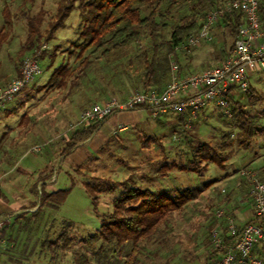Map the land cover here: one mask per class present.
I'll use <instances>...</instances> for the list:
<instances>
[{
  "label": "rangeland",
  "instance_id": "rangeland-1",
  "mask_svg": "<svg viewBox=\"0 0 264 264\" xmlns=\"http://www.w3.org/2000/svg\"><path fill=\"white\" fill-rule=\"evenodd\" d=\"M58 4L59 0H0V28L3 26L2 8H7L11 22V28L0 40L1 84L14 78L23 58L30 55H18L27 33L26 18L41 14L43 30ZM187 7L173 9L169 15L173 19L168 23L175 24L187 13ZM78 23L79 13L74 9L52 39L40 45H45L44 56L38 61L41 74L35 76L0 112V141L4 137L1 136L3 125L13 127L10 133L11 165L16 160L15 167L19 166L18 158L23 161L39 159L44 163V156L49 163L52 162L57 177L54 186L68 189L59 206L42 207L41 217L37 219L41 220L40 224L29 225L28 220L20 219L17 230H12L9 237L13 244L21 237L19 241L25 246L21 245V252H14V256L23 264H72L71 253L82 252L92 262L123 264L129 258V244L105 245L101 250L100 242L84 244L79 241L99 228L102 219L112 210V199L123 187L133 184L154 192L198 189L194 191L196 196L192 201L172 212L168 220L160 223L150 240L141 243L134 264H204L213 248L212 230L221 231V226L226 225V219L216 217L215 212L221 209L224 215L233 218L231 207L236 195L245 207L251 203L238 170H254L264 182V70L247 69L251 90L238 92L232 97L237 104H230L232 116L229 118L210 105L184 127V121L180 122L177 115L153 118L143 110L139 123L112 133L98 146L87 140L77 155L79 162L68 160L66 164L63 161L68 157L65 142L71 132L80 127L77 122L81 111L90 103L101 102L100 99H119L127 91L141 89L140 83L133 80L136 67L128 71L126 66L129 57L135 65L140 64L139 59L135 60L137 47L123 50L124 57H121V50H116L108 61L99 60L87 71L86 78L69 90L45 86L57 65L76 66L80 49L75 44L80 42L76 40ZM168 37L169 31L164 33V38ZM148 42V39L143 40L141 47L146 48ZM232 43L229 31L215 25L211 41L200 42L190 53L178 52L182 72L188 75L218 65ZM87 53L88 50L84 55ZM237 107L251 122V135L239 128L240 119L234 117ZM201 144L211 146L225 158L224 169L209 163L207 170L200 175L187 169L180 170V167L191 166L188 161L193 159V152ZM33 146H39V151H33ZM162 165L169 169L161 171L164 176H159L160 172L156 171ZM17 171L18 168L12 172ZM50 173L54 174L53 170ZM98 181L110 183L115 190L100 194L95 206L83 183ZM207 182L211 184L204 186ZM68 238L73 242L69 248L63 249L62 244ZM53 240L56 245L50 244ZM254 255L262 256L257 251Z\"/></svg>",
  "mask_w": 264,
  "mask_h": 264
},
{
  "label": "trees",
  "instance_id": "trees-1",
  "mask_svg": "<svg viewBox=\"0 0 264 264\" xmlns=\"http://www.w3.org/2000/svg\"><path fill=\"white\" fill-rule=\"evenodd\" d=\"M230 0H59L56 11L47 26L42 30L41 24L43 16L41 14L26 18L27 33L25 41L18 51L21 57L27 53L34 55L41 44L52 39V35L64 26L65 19L72 10L79 13V23L77 24L78 36L76 47H80L76 55L77 64L70 68L66 65H57L53 68L45 86L48 88L70 89L77 85L82 78H86L87 71L99 60L108 61L116 50H123L129 47H137L135 60L139 59L140 64L135 65L132 58H128L126 66L128 71L134 66L136 73L133 75L134 83H140L141 89L151 88L162 89L169 79V64L175 60L179 66V74L185 75L179 63L178 52L190 53L195 47L187 50L177 49L188 36L198 32L205 16L212 10L222 7ZM77 2V4H76ZM188 6V7H187ZM187 7V13L183 15L175 24H169L168 20L173 18L169 15L173 9ZM3 26L0 28V40L5 37V32L11 28L10 13L7 8H2ZM259 15L264 25L263 0H260ZM242 23V16L239 11L226 13L216 22L215 25L225 27L233 40L237 30ZM169 31V37L164 38V33ZM148 39V46L142 48L143 40ZM233 44V43H232ZM232 47V45H231ZM225 54L223 59L229 54ZM88 53L84 55V52ZM124 57L126 53H122ZM44 51L39 58H43ZM222 59V60H223ZM221 60V61H222ZM52 62V59L50 60ZM125 66V67H126ZM19 68L16 75L19 76ZM251 88L248 85V90ZM68 92V91H67ZM229 103L235 106L237 102L228 97ZM238 109V107H237ZM179 121L183 122L185 116L177 115ZM234 117L240 119L239 128L243 129L246 135H251L252 125L247 116L238 109ZM101 124V121L94 122L71 132L65 146L69 152L77 142L88 138ZM0 141V145H1ZM195 157V158H194ZM224 160L219 153L207 144H201L194 152L193 159L188 161L191 166L180 167V170L200 175L207 170L209 163L220 169H224ZM203 164V165H201ZM164 168V169H163ZM166 165H162L156 173L164 176L161 171L168 170ZM258 175V174H257ZM156 176V177H159ZM207 182L204 186H208ZM245 182L242 179V183ZM86 194L91 198L96 206L98 197L103 193H113L115 188L108 182L98 181L96 183L84 182ZM246 190L247 187L245 186ZM198 190V189H195ZM194 189H172L169 191L154 192L149 189H141L130 184L123 187L111 201V212L102 219L99 228L91 235L83 238L79 242L96 244L100 242L99 248L104 246L125 244L130 245L129 258L123 264H134L141 243L150 240L157 232L160 223L168 220V216L176 210H180L189 201L195 198ZM68 189H58L53 192H45L41 187L39 191V203L37 208L47 206L56 208L65 199ZM247 194V191H246ZM248 196V195H247ZM258 222L254 215L248 223ZM244 224V225H246ZM67 226L69 224L67 223ZM243 226V225H242ZM242 226H236L234 235H225L221 232L223 245L226 246L239 233ZM223 231V230H222ZM62 248L67 249L73 242L72 238L66 239ZM50 244L56 245V241ZM256 250L252 249V255L257 251L264 258V240L255 243ZM99 249V250H100ZM220 249L212 248L207 257V261L219 255ZM100 253V252H99ZM72 264H99L92 262L88 256L82 252L71 253Z\"/></svg>",
  "mask_w": 264,
  "mask_h": 264
},
{
  "label": "built area",
  "instance_id": "built-area-1",
  "mask_svg": "<svg viewBox=\"0 0 264 264\" xmlns=\"http://www.w3.org/2000/svg\"><path fill=\"white\" fill-rule=\"evenodd\" d=\"M259 4L260 0H230L222 7L209 12L198 32L188 36L177 47L187 50L196 47L200 42L211 41L216 22L226 13L239 11L242 23L229 54L218 65L193 74L180 75L177 62L171 60L169 79L162 89H135L125 100L110 98L90 103L81 111L77 124L85 126L102 121L114 113L145 110L153 118L167 114H183L185 116L183 126L187 127L196 119L200 111L210 105L221 115L231 117L228 97L247 91L248 70H264V25L259 15ZM44 50L45 45H42L37 54L24 57L19 68V76L0 86V112L6 109L7 104L35 76L41 74L38 61ZM39 149V146L32 147L35 152ZM238 174L246 184L247 195L258 222L243 225L226 246L223 245L221 231L212 230L213 248L220 249L221 252L204 264H264L263 257L252 255L255 243L264 240V182L251 169H240ZM215 216L226 219L229 234L236 233V225L232 217L224 215L221 209L215 212Z\"/></svg>",
  "mask_w": 264,
  "mask_h": 264
},
{
  "label": "crops",
  "instance_id": "crops-1",
  "mask_svg": "<svg viewBox=\"0 0 264 264\" xmlns=\"http://www.w3.org/2000/svg\"><path fill=\"white\" fill-rule=\"evenodd\" d=\"M11 78L12 76L7 81ZM4 85L5 83H0V86ZM129 93L130 91L124 93L119 100H125ZM100 101L103 100L100 99ZM141 111L143 110L123 111L112 114L105 121H103L88 138L77 142V144L69 152H67L68 157H65L63 160L64 163L68 160L77 161V155L79 156L82 147L85 145L87 140H90L91 143L98 146L100 142H102L101 140L109 137L112 133L125 130L129 124L139 123L141 119ZM12 128L3 125L4 130L1 135L4 137L2 140V148L0 149V264L24 263L17 259V256H14L13 254L14 252H21L20 248L21 245L25 246L23 245L24 242H20L19 240L21 237H19L16 243L13 244L9 237L11 235V231L17 230V224H19L18 222L22 218H24L25 221L28 220L29 225L36 226L37 224H40L41 220L37 221V219L41 217L42 207H37L41 187L47 193L58 190L54 186L57 177H55L52 162L49 163L44 156L42 158L44 163H41V160L39 159L23 161L22 158H18L20 162L19 166L15 167L16 160L14 161L13 166L11 165L9 153L11 152L10 133ZM6 133L7 136L5 135ZM77 162H79V160ZM17 168V172L19 174H13L12 171ZM51 170H53L54 174L50 173ZM26 176H31L33 179L29 180ZM233 202L235 203L231 207V215L233 216L236 226H242L249 220L253 219L254 214L251 203L248 207H245L244 202H241V198L238 195L233 198ZM221 227V232H224L225 235H229L227 226L224 225ZM22 234V232L19 233L20 236Z\"/></svg>",
  "mask_w": 264,
  "mask_h": 264
}]
</instances>
